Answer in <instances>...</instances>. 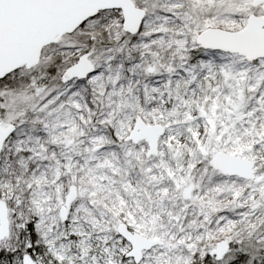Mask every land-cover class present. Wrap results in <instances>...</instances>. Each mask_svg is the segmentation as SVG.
Segmentation results:
<instances>
[{"label":"snow or ice","instance_id":"snow-or-ice-1","mask_svg":"<svg viewBox=\"0 0 264 264\" xmlns=\"http://www.w3.org/2000/svg\"><path fill=\"white\" fill-rule=\"evenodd\" d=\"M0 264H264V0H0Z\"/></svg>","mask_w":264,"mask_h":264}]
</instances>
